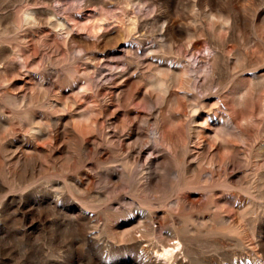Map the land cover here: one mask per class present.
Masks as SVG:
<instances>
[{
  "label": "rangeland",
  "instance_id": "rangeland-1",
  "mask_svg": "<svg viewBox=\"0 0 264 264\" xmlns=\"http://www.w3.org/2000/svg\"><path fill=\"white\" fill-rule=\"evenodd\" d=\"M125 8L139 22L136 31V35H139H135L136 40L131 44L122 38ZM34 9L44 31L42 35H54L57 32L50 24V9H58L62 19L71 22L75 18L73 20L78 21L76 25L71 22L77 44H70L69 47L62 44L65 49L62 54L40 47L37 38L39 56L48 64L45 65L47 68L42 67V71L50 72L54 69L61 76H67L69 69L79 61L73 59V55L66 57V49L72 51L77 48H85L89 53L97 52L100 57L107 54L103 70L108 71L124 64V57L117 49L127 44L135 53L134 62H141L148 57L155 62L145 77L146 81H155L156 74L162 70L191 79L192 93L196 99L216 93L211 105L221 103L223 106L221 114L227 119L223 129L225 134H236L232 124L229 126L232 119L245 123L246 132L239 134L237 139L246 147L247 158L240 169L230 171L232 175L240 172L243 180L240 186L244 201L236 210L239 223L233 225L228 218L236 194L231 187L235 178L230 176L227 182L220 184L214 196L206 199L209 203L197 211L199 214L196 212V218H193L196 226L193 227L190 222L195 232L193 237L196 245L183 249L181 257L184 264H264V0H0V45L4 43L6 47L14 49L5 63V69L0 73V85L13 81L14 86H18V82L26 79L23 68L16 63L18 55L15 50L17 42L24 35L23 29L19 27L23 12ZM235 14H240L243 19L239 22V28L235 24ZM228 16H232L230 28L223 23V19ZM166 19L168 23L165 25ZM104 21L105 24H111V32L104 34L97 50L92 43L86 42V37L91 34L84 28L91 24L89 22L103 24ZM172 22H176V25ZM213 24H218V28H214ZM163 26L168 31L161 38ZM193 39L203 44L206 55L215 54L216 49H224L231 55L232 67H236L230 69L220 85L207 76V62L198 65V53H193L189 46ZM41 70L27 77L36 91L42 85ZM16 74L21 75L19 81L14 79ZM178 86L176 95L168 99V105H163L162 117L164 125L175 130L179 129L180 120L188 118L187 113L180 109ZM45 87L48 85L45 84ZM0 103L9 111L14 109L6 101L0 100ZM8 104L11 108L7 107ZM91 106L92 103L84 105L93 109ZM119 117L122 119L123 113ZM14 122L11 127L20 132L9 143L10 150L23 149L37 156L52 150L58 158L55 162L57 171L37 176L36 180L25 186L17 185L0 192V264H153L140 248L120 241V230L110 232L105 228L103 224L111 221L108 215H101L100 218L96 203L73 190L72 185L79 173L88 170L80 168V153L69 140L71 137L66 135V143L63 145L52 139H42L37 143L34 142V135L21 130L17 121ZM6 123L9 121L0 116L1 142ZM172 124L174 127H171ZM174 169L166 172L159 169L157 173L171 185L179 180ZM104 186L99 181L95 188L98 191ZM169 192L171 194L168 191L159 195L162 206H166L167 200H170ZM216 204L217 210L214 208ZM221 211L227 215L226 219ZM97 219L101 220V228L95 223ZM172 219L169 218L166 224L167 230L171 229L169 226L172 225ZM211 222L213 228H203L202 224ZM218 239L230 240L232 244L229 242L222 246L216 242ZM155 242V252H162L161 248L158 250L160 246L157 240Z\"/></svg>",
  "mask_w": 264,
  "mask_h": 264
},
{
  "label": "bare ground",
  "instance_id": "bare-ground-1",
  "mask_svg": "<svg viewBox=\"0 0 264 264\" xmlns=\"http://www.w3.org/2000/svg\"><path fill=\"white\" fill-rule=\"evenodd\" d=\"M23 14L19 27L23 29L24 35L17 42L15 52L18 55L16 63L23 68L26 79L18 82V86H14L13 81L0 85V100L10 103L14 108L9 111L0 103V116L9 121L7 127L3 125L5 134L3 142L0 141V192L17 185L25 186L37 176L57 171L55 162L58 158L52 150V153L47 151L43 156L23 149L10 150L9 143L20 132L11 127L17 121L18 127L34 135V142L37 143L42 139H52L63 145L66 143L65 136L71 137L69 140L80 153H76L80 155V168L88 170L79 173L72 185L73 190L96 203L100 210L99 217L108 215L111 221L103 224L105 228L110 232L120 230V241L140 248L153 264H184L181 251L196 245L193 237L196 212L209 203L206 199L214 196L220 184L227 182L230 176L235 178L231 187L236 194L228 218L233 225L239 223L236 210L244 201L240 186L243 180L240 172L232 175L230 171L240 169L247 158L246 147L237 139L239 134H245V123L232 119L229 126L232 124L236 134L223 132L227 120L221 114L223 106L221 103L211 105L216 93L196 99L192 93L191 79L162 70L156 74L155 81H146L145 77L155 62L149 57L134 62L135 53L127 44L136 40L134 37L139 22L137 17H131L132 12L128 8L123 11L125 28L122 30V38L127 44L117 49L124 57V64L119 63V66L105 71L103 68L106 66L107 54L100 57L97 52L89 53L85 48H77L72 51L66 49V57L73 55V59L79 61L69 69L67 76H61L54 69L42 71V67L48 64L39 56L37 38L40 47L62 54L65 51L63 45L69 47L70 44H77L71 22L76 25L78 21L71 18L69 22L59 17L58 9H50V24L57 32L54 35H42L44 31L38 22L37 11L27 10ZM236 14L234 20L238 27L243 19L240 14ZM231 17L223 19L229 28ZM89 23L84 28L91 34L86 37V42L92 43L97 49L101 38L110 31L111 24H105L106 21L103 24ZM164 23L166 25L168 20ZM172 24L176 25V22ZM217 26L213 24L214 28ZM167 31L163 26L161 38L165 37ZM101 32L103 35H100ZM189 46L193 53H198V65L207 62V76L218 85L225 80L230 69L236 67H232L231 55L224 49H216L215 54L206 55L198 39H193ZM12 50L13 47H6L4 43L0 45V73L5 69ZM40 70L42 85L36 91L27 77ZM14 79L19 81L21 75L16 74ZM177 86L181 96L180 109L187 113L188 118L180 120V127L175 130L164 125L162 117L163 105L176 95ZM12 87L17 92H13ZM86 103H92L93 109L84 107ZM121 113L122 119L119 117ZM10 163L13 165L10 166ZM173 168L179 180L169 185L157 171L166 172ZM99 181L105 185L102 191L95 188ZM168 191H171L168 194L170 200H167L166 206H162L159 195ZM217 207L214 208L217 210ZM222 216L224 219L227 217L225 212H222ZM169 218L173 219L169 226L171 229L167 230ZM100 221L95 223L101 228ZM206 223L202 224L203 228L214 227L213 222ZM155 240L160 246L157 244L158 250L161 248L162 252H155ZM216 242L224 246L230 240L218 239Z\"/></svg>",
  "mask_w": 264,
  "mask_h": 264
}]
</instances>
